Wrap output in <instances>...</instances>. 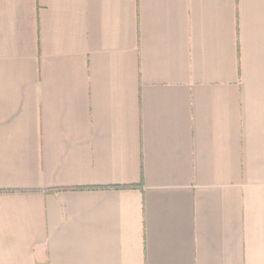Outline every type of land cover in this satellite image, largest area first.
I'll return each instance as SVG.
<instances>
[{
  "label": "crops",
  "instance_id": "0c3cea01",
  "mask_svg": "<svg viewBox=\"0 0 264 264\" xmlns=\"http://www.w3.org/2000/svg\"><path fill=\"white\" fill-rule=\"evenodd\" d=\"M0 264H264V0H0Z\"/></svg>",
  "mask_w": 264,
  "mask_h": 264
}]
</instances>
